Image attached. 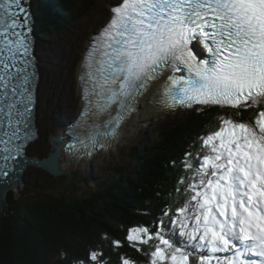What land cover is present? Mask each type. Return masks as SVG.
Wrapping results in <instances>:
<instances>
[{"label": "snow or ice", "instance_id": "snow-or-ice-1", "mask_svg": "<svg viewBox=\"0 0 264 264\" xmlns=\"http://www.w3.org/2000/svg\"><path fill=\"white\" fill-rule=\"evenodd\" d=\"M110 12L81 61L84 108L69 151L110 146L141 99L221 112L184 153L173 201L150 223L128 227L123 241L102 239L114 248L127 242L147 264H264V0H119ZM31 33L27 0H0L4 160L20 154L14 141L33 138ZM87 262L107 264L101 246Z\"/></svg>", "mask_w": 264, "mask_h": 264}, {"label": "trees", "instance_id": "trees-1", "mask_svg": "<svg viewBox=\"0 0 264 264\" xmlns=\"http://www.w3.org/2000/svg\"><path fill=\"white\" fill-rule=\"evenodd\" d=\"M38 1L34 30L45 38L84 17L92 6V0H51L53 9L48 0ZM252 111L243 112V117ZM220 112L200 108L173 119L160 132L158 141L137 149V164L115 166L118 176L111 177V182L108 177H93L95 188L85 196L65 192L53 202L41 192L20 198L11 190L7 195L9 213L0 215V264H73L80 259L90 264L87 254L98 246L107 264H121V257L147 264L143 252L127 242L114 248L109 240L123 241L128 227L150 223L164 203L173 201L168 193L173 192L184 171L180 163L184 153L193 151L190 146L197 137L216 126ZM105 235L109 240L102 239Z\"/></svg>", "mask_w": 264, "mask_h": 264}, {"label": "rangeland", "instance_id": "rangeland-1", "mask_svg": "<svg viewBox=\"0 0 264 264\" xmlns=\"http://www.w3.org/2000/svg\"><path fill=\"white\" fill-rule=\"evenodd\" d=\"M48 1L52 3L51 0ZM109 1L111 0H96L92 3L91 10L84 17L74 21L68 27L58 29L52 37L37 42V48L42 57L47 58L39 61L43 67L38 85L37 105L41 134L37 140L27 146L26 151L29 155L41 158L48 154L51 149L50 134L60 131L59 129L63 124L79 108L81 101L76 79L79 59L90 37L89 34L91 31L94 32L104 19L108 11ZM35 3L36 6L39 5L38 0H35ZM52 4L54 6V3ZM46 12L51 14L52 9H47ZM38 50L37 53H39ZM155 116L149 121L143 133V130L137 131V134L131 137L130 135L136 133L135 127H132L128 134L129 138L123 137V143H120L117 148H111L108 153H97L82 168L83 170L73 176L71 181L64 186L57 185L54 177L44 169L28 165L22 174L24 184L14 190L16 197H32L34 193L41 192L45 199L55 202L65 192H80L85 196L95 188L94 179L89 177L88 170L90 168H92L96 179L101 180L108 177V182H111L118 176L115 166H134L137 164L138 160L135 155L137 149L144 147L147 143L158 141L160 132L173 119H177L173 116H166L165 118ZM56 124L57 126H55Z\"/></svg>", "mask_w": 264, "mask_h": 264}, {"label": "water", "instance_id": "water-1", "mask_svg": "<svg viewBox=\"0 0 264 264\" xmlns=\"http://www.w3.org/2000/svg\"><path fill=\"white\" fill-rule=\"evenodd\" d=\"M27 6L29 7V0H27ZM31 36L34 39L33 31ZM2 148L3 145H0V149ZM5 155L6 153L0 150V173L7 172V175L0 174V214H6L9 212V209L6 205L5 192L9 188L19 186L21 182V174L27 164H34L47 171L54 177L57 185L59 186L68 184L73 177V175L71 176L67 172L60 170L57 146L54 152L43 158H38L37 156L29 157L24 155V149H22L19 155L13 153L12 157L8 160L3 159ZM56 165H58V171L53 170L54 166Z\"/></svg>", "mask_w": 264, "mask_h": 264}, {"label": "bare ground", "instance_id": "bare-ground-1", "mask_svg": "<svg viewBox=\"0 0 264 264\" xmlns=\"http://www.w3.org/2000/svg\"><path fill=\"white\" fill-rule=\"evenodd\" d=\"M109 12V11H108ZM91 33H94L93 31H91ZM33 54H37L36 51H33ZM38 72L40 73L41 76V70L38 69ZM164 112H166L165 110H163ZM163 111L160 110L159 107L151 105L149 103H147V101L145 99H141L139 106L137 108V110L135 112L132 113V115L127 118L125 120V122L123 123V127L121 129V137L117 138V139H111V144L108 148H101V150L99 152L101 153H108L111 148H117L119 146L120 143H123V137L124 138H129L134 137L137 134V131H142V133L144 132V130L147 127V124L149 123L150 120H152V117H154L155 115H162ZM178 112V111H177ZM132 127H135V131L136 133H134V135H130L128 136L130 129ZM61 153V155L58 158L59 161V165H60V170L67 172L69 175H73L75 176L79 171H82L83 167L87 164L88 162V157H81V158H76L73 159L75 161V164H70L67 165V162H69V159L67 155H63V151H59ZM66 156V158L64 157ZM38 157V156H37ZM94 157V156H93ZM39 158V157H38ZM77 164V166H76ZM91 166V165H90ZM90 170L92 171V168H90ZM8 201V200H7ZM4 215V214H1Z\"/></svg>", "mask_w": 264, "mask_h": 264}, {"label": "clouds", "instance_id": "clouds-1", "mask_svg": "<svg viewBox=\"0 0 264 264\" xmlns=\"http://www.w3.org/2000/svg\"><path fill=\"white\" fill-rule=\"evenodd\" d=\"M35 5H36V3H35V0H29V7H30V9L32 10V14H33V16H34V26H33V28H32V31H33V35H34V47H33V51H36V53H37V50H38V48H37V42H39V41H43V40H45L46 38L45 37H42V36H39V35H37L36 33H35V30H34V28H35V24H36V17H35V14H34V8H35ZM31 6H32V8H31ZM39 51V50H38ZM34 55V54H33ZM34 57H35V59L37 60V64H39V65H41L40 63H39V61H41V60H43V59H45V58H47V57H42V55H41V52L39 51V53H37V54H35L34 55ZM42 66V65H41ZM42 69H43V67H42ZM39 138V137H38ZM37 138V139H38ZM36 138L34 139V140H32V141H29V143L26 145V146H24V155H27V156H29V157H34V156H31V155H29L28 153H27V151H26V149H27V146L30 144V143H32V142H34L35 140H37ZM52 153V146H51V149L49 150V152H48V154H46L45 156H43V157H46V156H48L49 154H51ZM43 157H41V158H43ZM28 165H32V166H35L36 167V165H34V164H27L26 166H25V169H26V167L28 166ZM24 169V170H25ZM24 170H23V172H24ZM23 172H22V174H23ZM22 174H21V182H20V184H19V186H22L24 183H23V179H22ZM17 187L18 186H16V187H14V188H9L8 189V191H6L5 192V200H6V205H7V207H8V204H7V195H8V193L11 191V190H15V189H17ZM15 193V192H14ZM16 196V195H15ZM9 209V208H8ZM9 213V212H8ZM7 214V213H6ZM1 215V214H0Z\"/></svg>", "mask_w": 264, "mask_h": 264}]
</instances>
